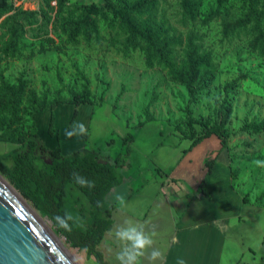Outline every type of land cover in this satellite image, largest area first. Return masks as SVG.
<instances>
[{
	"label": "rangeland",
	"instance_id": "rangeland-1",
	"mask_svg": "<svg viewBox=\"0 0 264 264\" xmlns=\"http://www.w3.org/2000/svg\"><path fill=\"white\" fill-rule=\"evenodd\" d=\"M9 1L16 8L36 10L38 15L36 23L27 26L21 54L15 58L0 55V72L6 79L11 83H16L19 78L25 79L39 94L47 92L51 97L56 94L69 97V89L80 90L82 79L79 72H84L91 82L93 103L81 104L79 116L77 113L67 128L75 107L71 103L60 105L74 107L69 110L67 106L60 108L56 118L59 130L50 135L47 119L37 118L35 112L29 116L30 126L37 128L41 144L53 149L58 138H62L63 154L66 155L83 147L88 140L105 161L114 162L118 157L121 161L129 160L131 165L125 169L124 182L114 187L108 196L117 203L120 202L117 198L132 194L131 189L148 179L157 175L164 179L170 165L178 166L180 161L177 158L184 152L183 148L191 144V140L185 138L187 131H184L187 128L184 108L188 94L183 85L169 79L161 67H147L143 49L125 54L122 44L115 41L103 22L101 32L105 39L102 43L85 40L76 45L66 43L59 28L58 0ZM97 1L67 0L70 4ZM240 4V0H231L220 15L204 23V18L216 7L215 0L203 1L196 21L184 19L180 0H160L159 16L183 38L191 31L199 34L200 43L214 56L217 71L192 106L195 115L214 120L217 100L226 99L232 105L229 127L233 134L228 147L210 150L205 160L210 161L212 167L222 168H228L232 161L231 178L240 187L242 195L249 199L254 193L264 204V132L250 135L239 130L246 121L264 119V57L249 48V36L245 32L226 38L222 32L224 20L240 16ZM2 22L3 18L0 19V48L6 31ZM182 55V48H178V61ZM233 80L236 81L235 87L225 91V86ZM84 106L87 107L83 110ZM197 128L201 130L199 126ZM82 132L89 135L88 139L81 135ZM126 137L132 138L129 159L124 155ZM218 140L221 139L218 137ZM16 146L0 143V154ZM206 146L203 145L196 157ZM43 158L52 161L48 154ZM205 160L200 159L203 163ZM174 168L171 167V172ZM0 175L14 187L1 171ZM16 191L47 223L78 264H100L85 249L69 243L48 216ZM110 238L107 234L99 249L108 264H124L119 258L124 250L109 246Z\"/></svg>",
	"mask_w": 264,
	"mask_h": 264
},
{
	"label": "trees",
	"instance_id": "trees-1",
	"mask_svg": "<svg viewBox=\"0 0 264 264\" xmlns=\"http://www.w3.org/2000/svg\"><path fill=\"white\" fill-rule=\"evenodd\" d=\"M203 1L180 0L184 19L198 20ZM230 1L215 0V9L203 22L220 15ZM240 2V16L223 21V36L245 32L249 36V48L264 57V0ZM159 5L160 0H99L88 4L58 0L59 28L68 44L76 45L81 40L100 44L105 39L101 32L103 22L115 41L122 44L125 54L143 49L147 67H161L169 79L187 90L188 102L184 108L187 128L184 131H187L185 138L190 139L191 144L186 151H191L212 135L218 136L222 148H226L233 134L229 127L233 113L230 102L226 99L216 101L217 117L214 120L196 116L192 107L217 71L214 56L211 50L203 47L196 32H189L185 38L179 35L166 19L159 16ZM37 15L36 10L16 8L9 0H0V19L3 18L6 29L1 56L15 58L21 54L27 26L36 23ZM178 48H182L183 54L180 61L176 57ZM79 76L82 79L80 90L69 89V97L60 94L51 97L47 92L39 94L25 79L19 78L16 83H11L0 72V142L17 145L0 154V171L53 221L69 243L85 249L100 264H108L99 249L105 234L112 228V214L116 207L108 196L114 187L124 182L125 169L131 162L121 161L119 157L114 162L103 160L88 140L83 147L66 155L63 154L61 138L53 149H48L40 143L37 128H31L29 123L32 113L50 109V135L57 130L54 110L58 106L73 104L76 116L81 104L93 103L89 78L84 72H79ZM235 85V80L230 81L225 91ZM239 130L250 135L263 133L264 119L246 121ZM81 135L89 137L86 132ZM129 142L132 138L126 137L124 155L127 159L132 151ZM45 154L50 156L51 162L43 158ZM205 163L209 175L213 167L210 161ZM198 194H208L205 180L201 182Z\"/></svg>",
	"mask_w": 264,
	"mask_h": 264
},
{
	"label": "crops",
	"instance_id": "crops-1",
	"mask_svg": "<svg viewBox=\"0 0 264 264\" xmlns=\"http://www.w3.org/2000/svg\"><path fill=\"white\" fill-rule=\"evenodd\" d=\"M66 106L69 110L73 105L54 110L57 130L56 118L60 108ZM75 110L74 107L66 128L74 119ZM36 116L49 122L51 110L37 112ZM217 147L220 150L222 142L216 135L191 151L184 147L186 152L177 158L178 166L170 165L164 179L152 177L131 189L132 194L117 198L120 202L115 201L112 228L105 234L111 237L108 245L135 252L132 241L117 235L135 227L151 243L138 250L131 264H264V204L254 193L244 201L240 187L231 178L232 162L228 168L213 167L212 173L207 174L208 167L200 159L205 160L208 152ZM203 180L208 194H198Z\"/></svg>",
	"mask_w": 264,
	"mask_h": 264
},
{
	"label": "water",
	"instance_id": "water-1",
	"mask_svg": "<svg viewBox=\"0 0 264 264\" xmlns=\"http://www.w3.org/2000/svg\"><path fill=\"white\" fill-rule=\"evenodd\" d=\"M0 264H78L44 220L1 176Z\"/></svg>",
	"mask_w": 264,
	"mask_h": 264
},
{
	"label": "clouds",
	"instance_id": "clouds-1",
	"mask_svg": "<svg viewBox=\"0 0 264 264\" xmlns=\"http://www.w3.org/2000/svg\"><path fill=\"white\" fill-rule=\"evenodd\" d=\"M117 235L122 239H128L132 241L131 249L136 250L134 252L130 249H125L124 252L120 254L119 258L124 262V264H131V262L135 260L136 255L139 254L138 250L143 249L146 244L151 243V241L146 236H144L143 232L135 227L122 230L117 233ZM155 255H158V253H154V256ZM125 257H127L126 260ZM179 264H183V261H180Z\"/></svg>",
	"mask_w": 264,
	"mask_h": 264
},
{
	"label": "bare ground",
	"instance_id": "bare-ground-1",
	"mask_svg": "<svg viewBox=\"0 0 264 264\" xmlns=\"http://www.w3.org/2000/svg\"><path fill=\"white\" fill-rule=\"evenodd\" d=\"M1 176V175H0ZM2 177V176H1ZM3 178V177H2ZM4 179V178H3ZM6 181V180H5ZM34 210V209H33ZM35 211V210H34ZM36 212V211H35ZM37 213V212H36ZM38 214V213H37ZM38 216H40L39 214H38ZM41 217V216H40ZM45 222V221H44ZM46 223V222H45ZM47 224V223H46ZM59 239V238H58ZM60 240V239H59ZM61 241V240H60ZM62 242V241H61ZM62 244H63V242H62ZM64 245V244H63ZM65 246V245H64ZM66 247V246H65ZM67 249V248H66Z\"/></svg>",
	"mask_w": 264,
	"mask_h": 264
}]
</instances>
